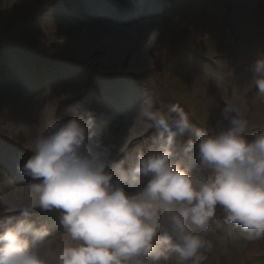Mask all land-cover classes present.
Here are the masks:
<instances>
[{"label":"clouds","instance_id":"obj_1","mask_svg":"<svg viewBox=\"0 0 264 264\" xmlns=\"http://www.w3.org/2000/svg\"><path fill=\"white\" fill-rule=\"evenodd\" d=\"M155 40L153 32L146 46ZM251 71L264 96V57ZM221 115L229 126L208 134L178 106L152 111L144 102L140 124L160 130L162 143L138 152L126 168L115 164L112 145L93 140L91 115L51 125L18 166L34 181L30 195L14 206L0 201V215L55 209L68 240L19 219L0 230V264H163L172 252L201 264L203 251L213 247L218 206L224 223L238 225L245 239L264 238V132L249 139L247 121L233 105ZM186 135L183 148L176 147ZM128 142L116 152L126 153ZM193 149L197 165L189 171L181 155Z\"/></svg>","mask_w":264,"mask_h":264},{"label":"rangeland","instance_id":"obj_2","mask_svg":"<svg viewBox=\"0 0 264 264\" xmlns=\"http://www.w3.org/2000/svg\"><path fill=\"white\" fill-rule=\"evenodd\" d=\"M46 1L0 0V201L4 202L16 192L21 199L26 198L30 195L29 185L34 183L18 182L11 176V158L19 151L8 140L32 151L35 141L51 131V125L72 117L86 121L89 115L94 120L120 113L114 126L125 118L123 111L113 110L100 99L90 83L91 72L100 67V59L108 50L101 46L79 60L67 53V44H61L67 37L81 35L106 21L92 18L79 22L73 16L74 23L60 24L59 8L48 9V18H36ZM133 1L114 0L122 7ZM168 2V11L159 14V37L148 52L150 67L132 73L133 83L148 97L151 110L167 112L171 106H178L194 126L216 134L229 126L221 115V109L229 104L238 108L247 121L244 134H250L249 139L264 132V96L251 83V65L264 57V8L261 17L255 12L259 0H233L232 9L224 0ZM134 6L141 13V4ZM121 24L124 28L130 26L129 22ZM131 55L127 54L125 65ZM235 58L237 62L231 64ZM104 81L111 83L107 77ZM77 82L81 90L71 96L69 91L77 87ZM73 102L82 107L81 113L73 109ZM112 127L102 133L99 141L106 142ZM92 129L89 131L94 134ZM155 129L147 130V147L152 150L162 143L161 131ZM189 138L178 137L176 142ZM145 150L141 142H135L131 156ZM195 152L193 149L188 155L196 159ZM58 216L55 209L40 210L5 225L27 219L37 227L48 228L55 240H68ZM223 217L218 206L213 221L216 231L209 236L213 247L203 251L201 264H264V238L245 239L239 226L224 223ZM163 264L191 262L172 252Z\"/></svg>","mask_w":264,"mask_h":264},{"label":"bare ground","instance_id":"obj_3","mask_svg":"<svg viewBox=\"0 0 264 264\" xmlns=\"http://www.w3.org/2000/svg\"><path fill=\"white\" fill-rule=\"evenodd\" d=\"M72 1L77 5H81V8H86L85 5L88 4L87 2L90 0ZM100 5L103 4L98 3V6ZM105 5L108 6L106 3ZM124 12L130 15L137 11L135 8L129 6ZM137 15L139 14L131 18L130 26L127 28L114 25L115 23L110 24L113 21L107 20L105 23L95 26L92 30H86L81 35L67 37L61 41V44H67L69 46L70 51L67 53L82 60H85L99 47L102 46L106 48L108 53L105 57L100 59V69L109 74L118 73L120 75V78L115 83H104L103 91L107 101L106 104L117 111H124L125 118L115 126V117H120V113L103 117L104 123H96V131H103L109 126H113L112 133L109 135L106 142H104L105 144L113 146V158L118 156L116 148H118L120 144L128 142L131 138L139 135L141 131H143V127L139 120V113L144 102H146L147 106L148 101L143 93H136V91L131 89L132 82L127 74L133 71L138 72V70L146 71L150 67L151 62L148 52L153 45L151 47L146 46V41L153 32L156 33V40L160 34V18H155L156 15H153L151 18L147 17L149 19H145L142 14L141 17H137ZM126 16L128 15L126 14ZM128 53L132 55L127 65H125L124 63ZM77 83V87L69 91L71 96L77 94L78 91L81 90V86L79 85L80 82ZM130 106H132V108L129 109ZM128 145L129 143H127V147ZM188 169H190L189 171H194L195 167L192 166V168ZM20 200L22 199L16 192L13 197L7 198L5 203L14 206Z\"/></svg>","mask_w":264,"mask_h":264}]
</instances>
